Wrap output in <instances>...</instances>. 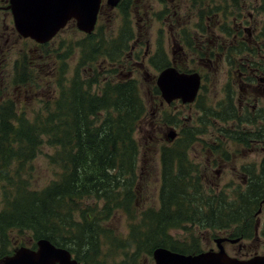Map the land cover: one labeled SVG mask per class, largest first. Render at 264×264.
I'll use <instances>...</instances> for the list:
<instances>
[{
  "label": "trees",
  "instance_id": "trees-1",
  "mask_svg": "<svg viewBox=\"0 0 264 264\" xmlns=\"http://www.w3.org/2000/svg\"><path fill=\"white\" fill-rule=\"evenodd\" d=\"M239 1L188 0V9L190 13L198 11L196 25L202 31L219 28L231 37L230 43L226 42L227 47L222 44L212 47L204 38H198L200 43L209 51L216 47L212 55L222 54L228 48V62L237 64L235 68L245 75L246 81H256L258 74H264V60L254 58L255 52L261 53L264 49V18L253 41L240 38L243 15L238 11ZM132 4L133 0L121 1L125 16ZM250 6L264 16V0H256ZM182 35L185 42L191 36L187 24ZM88 37L95 41L94 33ZM132 37L130 30L119 38L107 40L102 36L101 44L96 43L95 49L100 46L101 54L115 62ZM161 52L152 58L158 69L165 68L170 62ZM200 55L205 54L200 52ZM26 64L19 82L29 86L33 78L32 66L27 61ZM252 66L257 67V71L254 70L256 76L249 74ZM181 70L196 69L185 67ZM96 83L102 85L98 91H93L92 86ZM228 86L227 96L218 106L221 110L209 109L210 117L232 121L234 127L224 126L222 133L246 145L253 144L252 140L264 142V113L261 121L250 115H240L230 95L232 85ZM155 91L160 93L158 87ZM200 98L201 93L196 104ZM147 114L139 83L132 78H104L99 83L96 79L85 81L76 77L69 86L62 83L54 102L46 101L44 108L33 112L32 117L20 110L13 99L1 101L0 98V183L3 194L0 258L13 254L15 249L9 247L17 241L24 245L32 238L29 247L36 249L37 241L46 238L69 249L82 264H92V251L100 248V244L108 243L107 256L114 260L100 264H114L118 255L124 257L120 264H141L157 247L190 254L174 240L173 229H186L187 224L196 222L212 228L235 225L242 223L247 214H252L240 210H252L256 206L257 183L253 173L246 190L235 199L228 200L222 195L210 197L201 190L200 177L194 174L188 152V146L201 133L196 128H183V137L161 149L160 204L158 208L139 210L136 204L140 143L135 134ZM245 123L254 126L247 127ZM46 145L52 148L46 155L54 166L55 178L42 188L33 189L29 171ZM218 145L215 148L221 146ZM211 198L221 201L215 206ZM203 204L211 211H204ZM116 211H122L128 217L129 230L125 236L114 235L111 229L103 226L105 219Z\"/></svg>",
  "mask_w": 264,
  "mask_h": 264
},
{
  "label": "rangeland",
  "instance_id": "rangeland-1",
  "mask_svg": "<svg viewBox=\"0 0 264 264\" xmlns=\"http://www.w3.org/2000/svg\"><path fill=\"white\" fill-rule=\"evenodd\" d=\"M8 2L9 0H0L1 4ZM239 2L241 3L238 11L242 13L244 22L240 38L244 37L253 41L260 32L264 16L261 12L253 11L250 6V4L256 3V0H240ZM241 7L242 9L239 10ZM188 8V0H165V2L160 0H133V4L127 11V16H125L120 4L116 7H111L104 0L99 14L98 25L94 31L95 41L88 37L89 34L79 30L75 22L72 21L58 34L57 38H54L48 45L43 46L42 49L32 39L22 38L20 41L17 40L15 38L17 32L12 28L14 27L12 15L8 13L3 16L5 13L0 12L2 20L4 17L6 19L4 26L7 29V35L10 37L7 44L2 46L0 60L1 101L13 99L17 102V105L19 104L18 107L26 110L29 117H32L33 112L44 108L45 102L51 98L46 86L38 96L33 97L26 95L27 93L23 91L20 93V89H17V86L20 84V73L26 71L28 65H25L26 61L32 64L31 61L33 59L39 58V62L35 60V63H39V65L30 69H35L33 70L35 74H41L43 82L50 76L48 80L52 81L53 89L56 88L55 81L58 78L51 76L53 67L48 65L49 61L44 58L45 54H52L55 57H58V54L61 56L69 55L66 59L68 64L66 77L68 78L73 77L75 63L77 64L78 59L80 61L83 56L88 59L98 58L94 62L89 61L86 63L87 66L92 68L88 73L84 72L86 74L84 77H88L89 74V77L91 76L92 78L94 68H98V71L102 74V79L106 75L110 78H127L131 72L129 77L137 79L146 101L148 112L145 121L135 134L140 143L137 163V208L139 210L148 207L158 208L160 204L161 148L164 144H169L166 136L171 128L166 127L168 125L176 127V131H179L178 138L183 137V128H196L198 131H205L198 132L199 134L188 146L189 158L192 161L194 170H196V163L199 164V167L207 164L215 166L213 173L209 172L208 180L202 181L201 186L203 189L201 190L208 196H211L212 193L223 194L230 200L233 196L238 195L239 192L242 193L246 190L251 175L249 173V179L246 180L243 177V172L248 175L250 171L256 175L257 166L262 161L264 162V149L256 147V144L247 146L236 140V138L223 134L222 128L224 126L233 128V122H227V120L219 118H217L218 120L212 119L209 109L221 110L218 107L219 103L226 98L229 90L228 85L230 84L232 85L230 95L235 105L238 106L240 115H250L256 118V113L263 114L264 74H258L259 77L256 81H246L244 79L245 75H242L240 70L235 68L237 64L228 62V48L222 54L212 55L216 48L212 47L218 44L227 47L226 42L230 43L231 37L224 34L219 28L202 31L196 25L199 20L198 11L193 10L190 13ZM164 12L168 13L163 15L162 13ZM185 24H187V28L191 33L187 42H185L182 35ZM246 28H248V31H246ZM127 30L131 31L133 37L128 40V46L121 55L117 56L115 62L109 60V57L102 55L100 51L96 52L95 44H101L102 36L107 40L119 38ZM198 38L206 39L207 43L212 46V50L209 51L210 49L201 44ZM254 43L255 45L257 44L256 42ZM99 49H101L100 46ZM204 50H207V52ZM158 51L160 53L163 51L172 63L175 58V65L180 64L181 69L194 67L196 69L194 71L202 74L204 77V88L202 87L203 90L201 91V98L198 104H190L189 106L181 102L166 103L165 105L155 103L158 100L155 98L157 94L154 85L156 84L159 70L150 61V58ZM200 52L205 55L201 56ZM262 52H264V49H261V53L260 51L257 54L255 52L254 58L261 60L262 57L264 60V53ZM248 54L252 53L248 52ZM101 66L104 67L101 68ZM83 68L88 70L87 67ZM104 69H107L108 72L104 71ZM249 69H251L249 74L256 76L254 70L257 71V67L252 66ZM101 85L94 84L92 90L98 91ZM240 97L243 98L241 102L243 107H241ZM199 104L203 105L200 106ZM245 104L247 105L245 106ZM165 115L168 118H165ZM167 121H169V124ZM175 123L177 124L174 125ZM245 126L253 127L254 125L245 123ZM217 137H220V139L223 137V141L220 139H218L221 141L220 143L217 141V144L222 146L214 148L215 146L213 147L212 144H215ZM218 148H221V151ZM51 152L52 148L46 145L43 147L42 154H39L33 161V168L29 171L32 175L30 179L32 188H42L55 178L54 166L49 163L46 155V153L50 154ZM218 170L220 173L217 174ZM1 189L0 183V211L3 207ZM105 221L103 226L111 229L114 235L118 236V234H121L125 236L129 230L127 226L128 217L122 211L114 212ZM203 225L204 223L202 222L189 223L186 229L171 230V235L175 241L180 243V248L187 250L190 254L197 253L196 251L202 249L207 250L215 245L212 237L219 234V232L212 228H204ZM32 242V238L24 245L19 241L12 242L14 245L12 244L9 249L31 246ZM108 246L109 243L106 245L100 244V248L92 251L94 253L92 254L94 256L92 264L114 260V257L107 256ZM123 258V255H118L116 258L117 262L114 264H120L123 262ZM141 264H155V261L152 256H148L141 261Z\"/></svg>",
  "mask_w": 264,
  "mask_h": 264
},
{
  "label": "water",
  "instance_id": "water-1",
  "mask_svg": "<svg viewBox=\"0 0 264 264\" xmlns=\"http://www.w3.org/2000/svg\"><path fill=\"white\" fill-rule=\"evenodd\" d=\"M116 7L121 0H106ZM103 0H9L17 32L38 43H48L72 20L79 30L90 34L98 21ZM202 76L198 71L184 72L171 65L161 70L157 85L167 103L180 99L194 102L199 94ZM178 132L172 128L167 139L172 142ZM156 264H264V256L240 260L230 257L223 248L219 252L186 254L165 247L153 251ZM0 264H80L71 251L46 238L37 241V248L22 246L11 255L0 258Z\"/></svg>",
  "mask_w": 264,
  "mask_h": 264
},
{
  "label": "flooded vegetation",
  "instance_id": "flooded-vegetation-1",
  "mask_svg": "<svg viewBox=\"0 0 264 264\" xmlns=\"http://www.w3.org/2000/svg\"><path fill=\"white\" fill-rule=\"evenodd\" d=\"M0 12H4L5 13L3 16H6V14L10 13L12 15L13 25H14V18H13L12 11L9 8V2L5 3V4H1L0 3ZM5 20H6L5 17L2 20L1 15H0V60H1V55H2V46L6 45L7 42H8V39H10V37L7 35V29L4 26ZM221 21H222V19L220 18L219 22L221 23ZM241 23H244V22L241 21ZM75 24H76V22H75ZM3 26H4V28H3ZM2 28H3V30H2ZM12 28L16 30L15 25ZM246 31H248V28H246ZM16 32H17V30H16ZM15 35H16L15 38L17 40H19V41L22 40L23 37L18 32ZM208 35H209V33H208ZM57 36L55 38H57ZM25 39H27V38H25ZM50 42H48V43H50ZM35 44L40 49H42V47L44 45H48V44H39L37 42H35ZM4 49H5V46H4ZM95 50H96V52L101 51V49H99V47L96 48ZM68 56H69L68 54H66L64 56H61V55L58 54V57H55L52 54H45L44 55V58L49 61L48 65L50 67H53L51 76L58 78V80L55 81V83L57 85L56 88L53 89L52 81L48 80L50 78V76H49V78L46 81L43 82L41 74L33 73V70H35V69H33L32 70L33 78H31V84L28 86V84H23L22 85L20 83L17 86V89L18 88L20 89V93H22V91H23V92L27 93L26 95H30V96L33 97V96H38V94L41 93L44 90L45 86H46L48 88V93H50V95H51V98H49L47 101L53 103L55 98H57V96L59 95V88H60V85L62 83L63 84H68V86H69V85L72 84V81L76 77H80V78H82L85 81H88V79H96L99 83L102 82V80H103L102 76H101L102 74L98 71V68H94V70H93L94 74L91 73V74H93L92 78H91V76L89 77V74H88V77H84L86 75V74H84V72L88 73V71H90L91 68H92L91 66H87L86 63L89 62V61H93V62L96 61L98 59L96 57L89 58V59L85 58L84 56H83V58L80 57L81 60L79 61V59H78L79 62L77 61V64L75 63V68L73 70V77L72 78L66 77V73L68 72V64L66 62V59L68 58ZM58 58H59V60H58ZM152 58H153V56L150 58L151 62H152ZM38 59L39 58H35V59H33L34 61L33 60L31 61L32 68H36L37 65H39V63H35V60L37 62ZM61 61H62V63H61ZM169 61L170 62H169V64L166 67L173 65L178 70L182 71L181 68L179 67V66H181L180 64L175 65L176 64V59L175 58H174V62L173 63H172V61L170 59H169ZM0 64H1V61H0ZM83 67H87L88 70L83 68ZM103 67L104 66H101V68H103ZM165 68H163V69H165ZM163 69H158L159 73ZM104 70L108 72L107 69H104ZM130 75H131V72L128 74L127 78L136 79V78H133V77H129ZM60 77H63V79H61ZM108 78H110V77L106 75L105 79H108ZM99 85H101V84H99ZM156 87H158V85H157V77H156V84L154 85V88H156ZM158 89H159V87H158ZM159 92L160 93L157 94V96L155 97L158 101H156L155 103L161 104V105H165L167 102L163 99L160 89H159ZM242 101H243V98L240 97V103ZM175 102H181L182 104L189 105V106H190V104H196V101L193 102V103H183L180 99L174 100L171 103H167V104H172V103H175ZM15 103H17V102L15 101ZM246 105L247 104H245V106ZM255 106H253V108H255ZM241 107H243L242 103H241ZM19 109L23 110L22 107H19ZM23 111L26 112V110H23ZM249 112H251V111H249ZM255 116H256L257 119H259V121L262 120L261 119L262 113H256ZM176 124L177 123H175L174 125H176ZM232 126L234 127V123L232 124ZM166 127H168L169 129L170 128L171 129L172 128L176 129V127H174V126H169L168 125ZM201 132H205V131H201ZM178 133H179V131H178ZM218 139H220V137L216 138L215 144H212L213 147L218 145L217 141H220V140L223 141V137L220 140H218ZM252 141L254 142L253 144H256V147H260V148L264 149V147H262V146H264V142L262 140H252ZM168 143H171V142H168ZM166 145H168V144H164L162 146V148L164 146H166ZM251 145H247V146H251ZM218 150L221 151V148H218ZM214 167L215 166L212 165V164L211 165L207 164V165L199 167V164L196 163L195 174L200 177L201 184H202L203 180H208L209 172L212 174ZM218 173H220L219 170L217 171V174ZM249 173L252 176L253 172L249 171L248 175H245V172H243L244 179H246V180L249 179L248 178L249 177ZM255 179H256V183H257L256 184L257 185L256 186V190H257V193H256V206L252 210H248L247 208H241V210H240L241 213H249V211H250V212H252V214H247L245 216V218L242 220V223H240V224L220 225V226H216L215 228H212V227H209V226L208 227H204L203 226L204 228H208V229L212 228L213 230L218 231L219 234H217L214 237H212V240L215 243V245L213 247H210L207 250H203V249L202 250H198V251H196L197 253L206 252V251L219 252L221 250V248H223V250L225 251V253L227 255H229L230 257H233V258L240 259V260H248V259H251V258L257 257V256H260V257L264 256V162L263 161L257 166V173L255 175ZM211 193H210V195H211ZM214 195H217V194L212 193V195L210 197H213ZM219 195H223V194H219ZM238 195H240V192H239ZM238 195L233 196L232 198H230V200L231 199H235L236 197H238ZM212 199L213 198H211L210 201H211L212 205H215V206L217 205V203H219L221 201V199H219L218 201L217 200H212ZM203 209L206 212L211 211V209H209V207L205 206L204 204H203ZM213 209L221 210L220 208H213ZM205 214H207V213H205ZM210 241H211V237H210ZM197 253H194V254H197ZM186 254H189V253H186Z\"/></svg>",
  "mask_w": 264,
  "mask_h": 264
}]
</instances>
